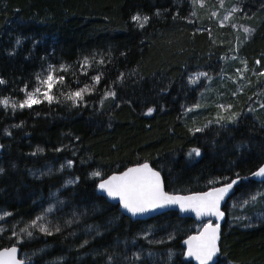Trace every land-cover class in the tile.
Masks as SVG:
<instances>
[{"label": "trees", "instance_id": "16d2710c", "mask_svg": "<svg viewBox=\"0 0 264 264\" xmlns=\"http://www.w3.org/2000/svg\"><path fill=\"white\" fill-rule=\"evenodd\" d=\"M236 4L0 0V98L19 104L25 99L21 89L28 85L32 91L36 74L46 77L49 65L55 76L64 77V85L49 92L56 97L51 103L41 95V103L31 108L0 107V213H11L0 219L5 229L0 249L16 244L21 259L44 249L32 264H195L183 255V241L199 224L176 212L131 220L99 195L100 178L91 174L105 178L148 162L160 171L167 192L192 193L207 190L209 179H234L237 172L248 176L258 169L264 161V113L256 107L258 92H264L259 75L264 71V0H240L231 21L220 24L221 15ZM135 14L149 17L143 28L131 19ZM242 27L254 31L246 34ZM232 56L246 61L256 78L234 101L226 97L231 107L219 111L224 119L217 124L218 112L195 108L206 82L192 85L189 79L198 72L212 81L233 75ZM85 57L89 64L82 68ZM98 75L96 83L92 77ZM86 86L91 90L83 101L65 99ZM106 91L116 95L105 96ZM247 106L254 111L246 113ZM233 114L236 122H227ZM195 128L203 131H190ZM193 148L201 154L189 155ZM257 192H264V183L253 178L234 186L226 198L219 264H264V200L257 196L255 203H240ZM50 206L44 222H50L53 235L33 230L34 238L23 244L10 239L13 225L20 232ZM255 215L260 217L250 221ZM133 253L141 258L135 260Z\"/></svg>", "mask_w": 264, "mask_h": 264}, {"label": "snow or ice", "instance_id": "6c2138e0", "mask_svg": "<svg viewBox=\"0 0 264 264\" xmlns=\"http://www.w3.org/2000/svg\"><path fill=\"white\" fill-rule=\"evenodd\" d=\"M221 7L224 5V0H218ZM239 2L237 0V4L234 5L229 11L228 15L224 16V20H228L229 16L239 11ZM193 15L195 13H192ZM157 15H159V11H157ZM213 16L216 15L215 12L212 13ZM133 21H136L138 26L143 28L144 25L148 22L149 17L144 16L141 17L139 14H135L131 17ZM236 25H233L235 27ZM243 31L246 34H251L254 29L250 27H244ZM17 44L20 43V40L17 39ZM99 63H103V61H99ZM257 64H260V61H256ZM89 64V60L87 57L84 58L82 68L85 65ZM244 69H237V72L243 76V72L247 71V63L244 62ZM61 70L66 71L64 65H61ZM253 71H255L253 69ZM197 77L206 75L205 73H197L195 74ZM260 76H264V71L259 73ZM124 74L121 73L119 79H123ZM93 81L99 83L100 76L92 77ZM196 81L190 77L189 83H195ZM0 83H4L2 79H0ZM64 85V77L63 76H55L53 71V66L49 65L47 69V76L43 77L41 74H36V86L32 91H28V85H25L24 88L21 89L22 92L25 93V99L19 104L15 101H10V98H0V107L5 109L11 107L15 110L17 107L23 109L24 107L31 108L34 104L41 103V100L38 98L39 96H43L49 103H51L55 96L50 95L49 92L57 86ZM42 88L47 90L42 91ZM91 89L87 86L85 88L80 89L76 92H70L67 95L61 93V95H65V99L71 100L73 104H76L78 101H83V94L86 91H90ZM163 91V90H162ZM116 93L114 91H106L105 96L114 97ZM236 95V93H233ZM119 105H117L118 107ZM195 107H199V104L195 105ZM218 107L221 108H230L231 106L220 105ZM260 107L264 109V104H261ZM153 108H148L147 113L153 112ZM191 109H189L190 111ZM254 111V109L249 108V112ZM236 115L233 114L227 118V122H236ZM223 117L218 116L215 123L220 124ZM225 124H222V127H225ZM211 123V121L209 122ZM14 127H19V125H14ZM261 127H264V122H262ZM7 132V130H5ZM193 132H201L202 128L190 129ZM11 134V133H7ZM2 147V146H0ZM37 151H43V149H37ZM56 151H60V149H56ZM191 153H195L196 156L201 154L199 148L191 149ZM35 155V153H33ZM72 161H67L68 166L72 165ZM63 167V166H62ZM4 172L3 168H0V174ZM94 177H99L100 182L96 185V189L103 195L106 194L108 198H112L114 200H118V204L123 212L130 214L131 217H139L146 213L153 212L157 209L170 208L173 206H178L181 212L184 211H194L197 216H216L218 219L224 215L223 212L220 211L221 201H224L226 198H229L230 195L234 191V186L239 185L245 181H251L253 178H264V164H261L258 169L254 172H251L248 176H241L238 172L235 173V178L231 179L230 177H216L209 179L207 181L210 186L207 191L193 193L188 196H180V195H171L163 190V180L161 177L160 171H156L149 166V164L142 163L137 164L135 167H130L126 171L113 174L108 176L107 179H104L101 176L100 172H93L91 174ZM67 183H75V181H67ZM220 183L221 186L217 187L216 184ZM264 183V180H262ZM257 196H259L262 200H264V192H257L256 194H250L247 199L240 201L242 204H247L249 202L255 203ZM60 203H63L62 201ZM51 206L48 209L44 210V213L36 216L30 222H28L25 227L20 229V232L15 231V225H13L12 229V237L16 238L17 244H23L25 239L31 240L34 238V231L38 230L40 233L45 235H53V228L50 226V222H44L46 219V213L51 212ZM11 213L3 212L0 213V219H4L5 217H9ZM66 223L70 224L71 221H66ZM5 229L0 228V233H3ZM56 233L61 231L60 227L57 226L54 228ZM23 233V236H21ZM98 235L100 233H97ZM144 237L148 236V233L145 232ZM170 240L174 238L173 234H169L168 237ZM219 239V224H213L209 222L203 226V230L200 231L196 235L188 236L186 240L183 241L185 245H187V251L183 253V255L194 257L199 264H209L210 261H213V257L217 256L219 253V248L217 245V241ZM163 241H150V243H162ZM88 241L85 240L80 247H83L84 244H87ZM44 249H36L32 252L31 256H27L26 259H18L17 252L18 248L16 244H13L11 247H5L0 249V264H28V261L42 253ZM149 256L152 253L148 254ZM173 253L170 250L168 253L169 259H171ZM133 258L135 260H139L140 254L133 253ZM59 259H62L59 258ZM108 260L111 261L112 257L109 256ZM213 264H219V261H214Z\"/></svg>", "mask_w": 264, "mask_h": 264}, {"label": "rangeland", "instance_id": "374dc122", "mask_svg": "<svg viewBox=\"0 0 264 264\" xmlns=\"http://www.w3.org/2000/svg\"><path fill=\"white\" fill-rule=\"evenodd\" d=\"M231 10V9H230ZM227 10L225 11L221 17H220V24H226L228 22L231 21L232 15L229 16L228 20H224V16L229 14V11ZM236 27V26H235ZM244 27H242L241 29L243 30ZM233 62H236V65L234 66V69L232 71L233 75H224L221 77H217L216 79H214L213 81L210 78H207L205 75L204 76H199L197 77L194 73L191 78L194 79L196 82L192 83V85H196L199 83L200 80H204V82H206V85L204 87V89L202 90L200 96H199V102H196V105L199 104V107H195L197 110H201L203 111H209V110H213L214 113H217V116L223 117L219 114V111H221V109L224 111L226 110V108H221L218 107L220 105H224V106H228L230 104H226L225 100L227 96L230 97V101H234L235 97L237 96L238 91H241L244 87H247L248 85H252L255 82V78L256 76H252V72L250 71H245L243 72V76L241 77V75L237 72V69H244L245 65L242 63V61L240 59H236L232 56ZM230 65H232V63H230ZM198 73H203V72H198ZM248 77L252 76V79H247ZM248 81H252L251 83H248ZM262 90V89H261ZM259 91L258 92V96L257 97V109L260 110L258 113L259 115H262V113H264V109H262L260 107L261 104H264V92L263 91ZM233 93H236V95H233ZM229 94V95H228ZM226 104V105H225ZM250 106L245 107V112H249ZM193 109V107H192ZM222 111V114H224ZM205 114V113H204ZM203 114V115H204ZM201 115V114H200ZM237 118V116H236ZM231 123V122H229ZM260 216L255 215L254 217H252L250 219V221H255L259 218Z\"/></svg>", "mask_w": 264, "mask_h": 264}, {"label": "water", "instance_id": "95a60500", "mask_svg": "<svg viewBox=\"0 0 264 264\" xmlns=\"http://www.w3.org/2000/svg\"><path fill=\"white\" fill-rule=\"evenodd\" d=\"M0 146H1V144H0ZM0 150H1V147H0ZM142 163H146V162H142ZM142 163H138V164H142ZM147 163H148V162H147ZM148 164H149V163H148ZM262 164H264V161H263ZM136 165H137V164L130 165V166L126 167L125 169H123V170H121V171H119V172L111 173V174H109L108 176L113 175V174H119V173H122V172L126 171L128 168H130V167H135ZM149 166H150L151 168H153L150 164H149ZM153 169H154V168H153ZM154 170H155V169H154ZM156 171H157V170H156ZM108 176H106L104 179H107ZM161 177H162V176H161ZM260 179H261V180H264V178H260ZM162 180H163V179H162ZM99 182H100V181H99ZM99 182H98V183H99ZM219 186H221V185H218L217 187H219ZM163 190H164L165 192H167V191L165 190L164 183H163ZM207 190H208V189H207ZM207 190H205V191H207ZM201 192H204V191H201ZM98 193H99V195H101L102 197H104L109 203L118 206L120 212H121L124 216L129 217L131 220H148V219L154 218V217H156V216H158V215L165 214V213H169V212H176V213H178L179 216L182 217V218H190V219H192L194 222H196L197 224H200L199 229H198L196 232L192 233L191 235H196V234H198L200 231H202V230H203V226H204L205 224H207V223H209V222H212V223L215 225V224H217V223L219 222V220L221 219V217L218 219L216 216H208V215L197 216L196 213H195L194 211H191V210L181 212V211L179 210V207H178V206H173V207H170V208H164V209H157V210H155V211H153V212L146 213V214H144V215H142V216H139V217H131L130 214H127V213L123 212V210L120 208V206H119V204H118V200H114V199H112V198H108V197L106 196V194H103V195H102V194L99 192V190H98ZM167 193H169V194H171V195L188 196V195H191V194H193V193H198V192H192V193H172V192H167ZM225 201H226V199H225L224 201H221V205H220V211H221V212H222V209H223V207H224ZM218 224H219V223H218ZM220 234H221V228H220V225H219V239H218V241H217V245H218V248H219V253L217 254V256L213 257V261H210L209 264H213V262L216 261V259H217V258L219 257V255H220V246H219ZM191 235H189V236H191ZM187 237H188V236H187ZM187 237H186L184 240H186ZM183 245H184L185 252H186V251H187V245H185L184 243H183ZM10 247H11V246H10ZM17 248H18L17 258H18V259H21V258L19 257V254H20V248H19L18 246H17ZM185 256H186V255H185ZM186 258L189 259V260H193V261L195 262V264H199V261H197L194 257L186 256ZM28 264H32V260L28 261Z\"/></svg>", "mask_w": 264, "mask_h": 264}]
</instances>
